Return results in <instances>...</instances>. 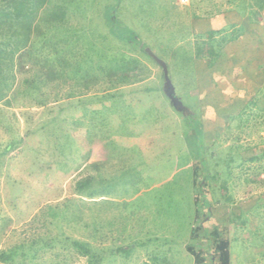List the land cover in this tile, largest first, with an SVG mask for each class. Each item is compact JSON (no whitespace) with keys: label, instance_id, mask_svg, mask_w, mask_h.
<instances>
[{"label":"rangeland","instance_id":"obj_1","mask_svg":"<svg viewBox=\"0 0 264 264\" xmlns=\"http://www.w3.org/2000/svg\"><path fill=\"white\" fill-rule=\"evenodd\" d=\"M186 1L46 0L33 42L20 52L36 66L16 68L15 55L0 61V177L8 171L0 180V250L63 231L102 249L101 264H194L186 244L204 247L218 225L230 241V264H264V123L256 115L264 107L257 95L264 6ZM223 13L242 34L210 65L195 56V38L229 25L213 20ZM147 48L166 63L186 111L166 95ZM42 59L62 72L41 92L36 80L21 93ZM93 142L109 151L105 183L96 184L107 194L88 204L87 186H78ZM93 212L96 226L118 217L112 236H90L76 222L82 213L89 223ZM54 244L25 264H87ZM120 247L128 251H114Z\"/></svg>","mask_w":264,"mask_h":264},{"label":"trees","instance_id":"obj_2","mask_svg":"<svg viewBox=\"0 0 264 264\" xmlns=\"http://www.w3.org/2000/svg\"><path fill=\"white\" fill-rule=\"evenodd\" d=\"M242 2L245 4V0H242ZM45 3L46 0H0V42H2L0 43V61H4L8 58L12 59L16 54H19V58H22V54L20 52L23 51L28 45V39L32 33L33 25ZM261 6H264V0H261L260 4L257 3V7ZM245 8L246 7L242 8L243 12L245 11ZM253 13L258 15L256 10L253 11ZM6 31L8 33L11 31V33L16 37V40L14 41L15 43L13 45L8 43V38L11 35H8ZM241 34L242 28L235 27L233 24H229L223 28L210 29L204 31L203 33L196 34L195 56L197 58L206 59L207 63L211 65L217 60L224 46L228 42L237 39ZM18 61L19 66H22L23 60L18 59ZM36 80H41V78L35 75L32 79L25 78L23 83L25 87H27L33 84ZM24 90V92H29L26 89ZM172 95L179 100V98L173 92ZM257 95L262 96V101L264 100V81L262 86L257 90ZM6 102L9 103L8 100H6ZM177 107L181 110L185 109L186 111V107L182 103L181 107ZM256 115H258V117H262V121H260L258 124H263L264 107L259 108ZM232 126L233 125H231V122L227 121L225 128L229 131L232 129ZM234 126L235 128H241L242 123H236ZM200 132L202 133L203 138L202 123ZM259 156L264 157V149L262 152H260ZM83 183V185L78 186L80 190L86 187V181ZM196 200H198L197 196ZM260 202L264 203V196L260 198ZM81 214L82 213L78 215V221L76 222L81 227H85L84 229H86L87 223L85 220V214ZM62 218L64 221L69 222L67 225L73 222V219H67L66 216H63ZM201 227L202 226L200 224V226L195 227L191 232L195 233ZM207 237L209 238V243L207 242L204 247L198 250L195 249L192 241L186 244L187 251L193 256L194 264H207L208 260L210 262L213 260L211 264H230V241L221 233L219 226L213 225L210 231L207 233ZM191 238H194V235H192ZM54 243H58L61 249L65 251L69 250L70 253H75L79 256L85 257L87 264H101L103 258L102 249H94V247H92L87 241L67 236L63 233V231L59 232V236L57 237L46 235L33 236L28 241H21L20 243L12 244L9 247L1 249L0 263L23 264L28 259L35 260L39 256L40 249L54 248ZM118 251L122 252L128 250L120 247ZM209 253L213 255L212 258ZM155 259L158 258L154 257V260ZM56 262L57 264H65L66 259L62 258Z\"/></svg>","mask_w":264,"mask_h":264},{"label":"crops","instance_id":"obj_3","mask_svg":"<svg viewBox=\"0 0 264 264\" xmlns=\"http://www.w3.org/2000/svg\"><path fill=\"white\" fill-rule=\"evenodd\" d=\"M189 0H187L186 1V3L188 2ZM184 3V2H183ZM43 7L41 8V10H40V12H39V15H38V17L40 16V14H41V12H43ZM231 14H227V13H223V14H220V15H217V16H215L214 17V21H218L219 23H220V21L221 20H224V22L225 23H230V24H233L232 22H237V20H236V18H232L231 19ZM46 17H52L51 15H49V16H46ZM38 19V18H37ZM213 27V26H212ZM211 29V28H210ZM210 29H208V30H210ZM45 38V37H44ZM33 42V36H32V34L30 35V38L28 39V44H31ZM228 45V44H227ZM227 45H225L224 46V48L222 49V50H225V48L227 47ZM221 50V51H222ZM25 52H27V51H25ZM15 57H16V68H17V66H19V64H17V61H18V55L16 54L15 55ZM22 57V56H21ZM20 59V58H19ZM22 59V58H21ZM27 58H25L23 61H22V66H19L18 67V69L20 68V67H22V68H24V69H28L29 67H35L36 65H35V63L34 62H32L30 59L29 60H26ZM220 59V57H218L217 58V60H219ZM58 60V59H57ZM56 60V61H57ZM45 62V59H42V62L40 61V63H39V69H37V71H33L34 73H36V74H34V75H37V77H39V78H41V82H42V84H41V87H40V89H39V91L41 92V90H43V88H45L46 86V84L50 81V80H52V79H54L53 77H58V74L59 73H61L62 71L61 70H59V69H57V67H51L50 65H48V63L46 64V63H44ZM52 68H54V70L55 71H53V69ZM232 68V65H231V62H230V64L228 63L225 67H224V69L226 70V69H228V70H230ZM23 85H24V83H23ZM22 85V86H23ZM25 87V85L22 87V89L20 90L21 91V93H23L25 90L23 89ZM12 90V89H11ZM19 91V92H20ZM28 91V90H27ZM43 92V91H42ZM100 96V95H99ZM6 100H8V99H6ZM9 101V100H8ZM58 101H62V100H58ZM54 102V101H53ZM5 103V102H4ZM46 104H45V106H47V105H53V104H51L52 102H45ZM5 105H13L12 103H10V101H9V103H6ZM0 106H2V105H0ZM38 107H43V105H39ZM12 150H13V148H11ZM11 150V151H12ZM10 151V150H9ZM2 153V152H1ZM3 154V153H2ZM109 155V151L108 150H106L104 147H101V144L100 143H98V144H96L95 142H93V144H92V152H90V154L88 155L89 157H88V167H87V178H86V186H87V201H88V204H89V202L90 201H92V202H96V201H98L99 199H101L102 198V196L101 195H105V194H107V192L105 193V191L104 190H97V187H96V184L97 185H102V183H105V171H106V167H104L103 165H102V162H104V161H106L105 159H106V155ZM6 172H8L7 171V169H6V167L4 166V168H3V171L1 172L2 173V176L0 177V180L2 179V178H4V175L6 174ZM97 193H99V194H97ZM98 195V196H97ZM104 198H102V199H105L106 197L105 196H103ZM98 215V213H95V212H93V213H90L89 214V217L88 218H90L89 219V223H87V229H88V235H90V236H102V239H107V236H112L114 233V229H116L117 230V228L118 227H115V225H114V222L113 221H118V217L116 218V217H114V216H112L113 218H111L110 220H111V222L113 223V224H110V226H102L101 225V222H100V224H98L97 226H96V223H95V221H96V216ZM98 219L100 220V217H98ZM90 221H92V222H90ZM111 232H110V231ZM109 243H110V241H109ZM109 243L107 244V247H106V249H109V250H111L110 248H108V246H109ZM132 243V242H131ZM133 244V243H132ZM135 244H139V243H135ZM119 249V248H118ZM118 249H115L114 251H118ZM1 264V263H0ZM23 264H25V263H23Z\"/></svg>","mask_w":264,"mask_h":264},{"label":"water","instance_id":"obj_4","mask_svg":"<svg viewBox=\"0 0 264 264\" xmlns=\"http://www.w3.org/2000/svg\"><path fill=\"white\" fill-rule=\"evenodd\" d=\"M146 52L149 54V56L151 58L154 59V61L161 67L162 71H163V77H164V90L167 93V95H169L170 99L172 100V103L174 105H177L179 107H181V102L172 95V87H171V83L169 80V76H168V68L166 63L161 60L160 58H158L149 48L146 49Z\"/></svg>","mask_w":264,"mask_h":264}]
</instances>
